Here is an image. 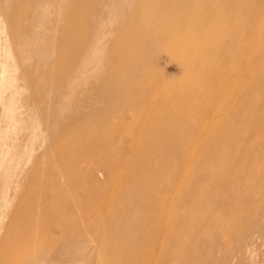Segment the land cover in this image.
Wrapping results in <instances>:
<instances>
[{"label":"rangeland","instance_id":"374dc122","mask_svg":"<svg viewBox=\"0 0 264 264\" xmlns=\"http://www.w3.org/2000/svg\"><path fill=\"white\" fill-rule=\"evenodd\" d=\"M41 1L19 0L15 19L20 30L14 42L10 39L11 54L0 56L10 61L5 70L0 67V139L9 140L0 142L8 158L0 159V264H264V82L244 73L264 67V0H249L250 17L259 9L262 25L254 37L247 31L245 59L241 55L230 68L195 71L199 60L183 58L187 43L178 39L186 27L174 24L162 33L154 22L161 16H152V22L140 15L142 0H88L78 11L69 10L89 33L80 51L67 55L57 50L52 56L41 39L36 40L38 51L23 47L34 42L32 21ZM43 13L55 24V15L64 11L56 3ZM134 23L145 32L126 48L117 35ZM59 35L52 34L58 47ZM232 36L241 37L242 30ZM210 48L222 54L235 51L221 41H213ZM57 59L64 61L62 68L54 65ZM255 83L260 101L253 112L248 110L252 105L243 106L239 99ZM180 94L182 101L177 99ZM241 112L250 125L238 134L217 129L202 135L199 126L185 128L188 121L201 123L207 116L216 125L230 118L236 124ZM179 124L183 129L177 132ZM96 125L98 133L89 135L81 128ZM141 161H149L158 177H144L148 187L161 180L172 184L171 175L181 169L177 181L183 185L175 181L166 195L167 209L172 210L169 231L164 218L149 220L142 238L129 247L130 255L109 262L104 253L114 250L98 234L105 231L103 219L111 210L100 198L109 202L121 193L129 195L119 186L139 179L129 169ZM57 184L64 188L53 195H65L61 208L70 213V221L52 227L32 222L28 202H42L48 186ZM16 187L21 188L9 198L6 192ZM141 197L152 206L163 194L145 191ZM236 200L253 210L249 218L243 206L233 207ZM18 201L26 208H8ZM37 208L39 216L44 209Z\"/></svg>","mask_w":264,"mask_h":264},{"label":"bare ground","instance_id":"6f19581e","mask_svg":"<svg viewBox=\"0 0 264 264\" xmlns=\"http://www.w3.org/2000/svg\"><path fill=\"white\" fill-rule=\"evenodd\" d=\"M87 2L88 0H43L41 1L40 4L37 5V12L32 21L33 29H32L31 35H32V38L34 39V42L26 46L20 40L18 41V44L21 47L24 45L23 47L31 48L35 51H38L40 50L41 45L38 42H36V40L41 39L44 42V44L42 45V47H44L43 49L51 53L52 56L56 54L57 50H59L60 53H66L67 55H69L73 51H77V50L80 51L82 47V42L84 39L86 40L87 35H89V33L87 34L86 29L84 25H82V23L80 22L78 23L74 21L72 17H70V14H69L70 12L68 11L71 10L73 12H76L79 9L85 7ZM56 3L60 5L64 13L63 15L61 16L59 15L57 17L55 15L56 20L54 24L52 22V19L54 18L52 19L49 18L43 12H44V9L50 10L52 8H55ZM252 7L253 6L249 0H142V4H139V11H140L141 16H143L144 18L147 17L148 18L147 20H150L152 22H153L152 16L153 17L155 15L161 16V21L159 22L154 21V22L158 25L162 33L165 30L170 31L171 28L174 27V24L180 25L182 27L183 26L186 27L185 31L177 33L178 39L181 41H185L187 43V46L185 50L183 51V55H182L183 58L192 56V57H196L197 60H199V63L193 68L195 71V69L196 70L200 68L206 69L208 67L213 68L214 66H217V65L230 68L236 63V61H238V59H240L241 55H243L245 59V49L247 48V45L249 44V41H250L247 38L248 37L247 31L250 30V34H253V37H254V35L258 32L260 26L262 25V21H259L257 19V17L261 14V11L259 9H256L253 12L254 15L252 16V18L250 17L249 11ZM12 8L13 10H11ZM190 8H195L197 12L195 14L188 13V10ZM19 10H20L19 0H3L2 1V4L0 6V56L2 52L7 53L8 55L11 54L13 46H12L10 39L13 40V38H15V35L18 34V31L20 30L19 29L20 22L19 20L15 19V14ZM239 18H243L244 21H241V19L239 20ZM58 22L61 23L60 29L56 28V23ZM12 23L14 24L13 28L10 27V24ZM5 25L9 26V29L7 30V32L5 29ZM262 27H263L262 29H264L263 25ZM239 30H242V36L233 37L232 34L237 31L239 32ZM57 32H59L61 35L60 47H58V44H56L54 41L52 42V34L53 33L57 34ZM144 32L145 31H143V28L140 25L134 23L130 29L122 30L119 33V35H117V37L120 42H123L126 48L128 47L130 48L131 45L138 43L137 41L138 36ZM24 35H25V31H24ZM213 41H221L223 42L224 45L229 47L230 50L235 49V51H233V53H230V54H226V53L222 54L221 51L213 50L210 48V44ZM135 47L137 48V45ZM262 51L264 52V45H262ZM45 61L47 64L50 63L49 59H46ZM63 62H64L63 60L57 59V60H54V65L58 68L59 67L62 68V66L64 65ZM132 62L137 63L136 60ZM148 62L149 61H147V66L149 65ZM9 63H10L9 57L0 59V67L4 70L5 68H8ZM244 73L246 77L255 78L257 76L260 79L258 78H255V79H257L260 82L262 81L264 82V67H261L258 71H255V70L251 71L247 69L245 70ZM120 77L122 78V76ZM257 87H259V83H255L254 86L249 88V90H243L244 94H246L247 96L245 97L244 95H242L239 99L240 104L243 106H245V104L252 105L251 108L248 110H252L253 112H256V110L258 109V107L256 106L260 101L258 100V96H257L258 95L257 90L259 89V88L256 89ZM177 99L182 101L184 99V96L180 94L177 96ZM123 107H124V104H123ZM177 110L178 109H174L173 111L175 113H178ZM240 118L241 119H239L238 120L239 122L237 121L238 123L236 124H233L232 119L230 118L223 125H216L214 124V122L213 123L211 122L210 116H207L205 117V120L202 121L201 123L196 122L195 120L194 121L190 120L187 123H185L186 125L185 124L184 125H185V128L191 127V126L194 128H197L196 126H199L198 129L202 135L205 132L209 133L210 131H215L217 129L219 131L221 130V131L226 132L228 135H232L233 133H236V134L240 133L241 131H243V129H245L246 127H248V125H250L249 123L250 121L248 120L245 112H241ZM8 127H11V126H8ZM8 127L6 126V128ZM176 127H178L176 129L177 132L181 128L183 129V127H180V124L176 125ZM81 128L83 132H86V134L89 135L92 132L98 133L100 127L96 125L95 127H92V128H89L86 126H83ZM0 142L1 144H9V140L7 141V139L6 140L0 139ZM141 146L143 148L144 145H141ZM141 146H139L140 148H138L137 150L142 149ZM159 152H161L160 149L157 153ZM92 153H93V156L95 157L96 152L92 151ZM206 156H207L206 157L207 159L211 158L210 155H206ZM192 158L193 156L190 159ZM0 159L4 162L6 159H8L6 152L4 150H0ZM167 159L169 160V158ZM129 171L135 174L136 176L138 175L139 177V179L135 180L134 182H131L130 184L125 185V187L122 185L119 186L121 189L124 188L128 190V192H130L128 193L129 195H124V194L122 195L121 193L120 195H118L117 199L113 198L109 202L105 201L103 198H100L102 199L101 205L103 207L107 205L109 209L111 210V213L103 219V226L105 228V231L98 234V235H101L102 240L107 245V247H111L114 250V253L112 255H107L106 253H104L105 260L109 262L111 261L116 262L119 259L120 261H122L123 258H126L130 255L129 247L132 246L133 243H136L142 238L141 237L142 233L147 228L146 224L149 220L157 219V218H160V219L164 218L163 219L164 225L165 226L167 225L166 232L169 231L168 221H169V218H171V216L169 217V215L170 214L172 215V210L167 209L168 199H166V195L167 193L170 192V190H173L175 186L177 185L175 181H177V178L179 179L181 169H179V172H175L171 175L172 184L170 185L165 184L164 181L161 180V182L159 181L156 184L152 183V185L149 187L146 186V183H144L143 181L144 177L150 178V179L154 178L155 179L154 181L158 179L155 173V169L149 161L147 162L141 161L139 163H135L134 165L131 166ZM19 175H20V171L17 170V172H15L13 177L18 178ZM157 175L160 176L159 174ZM177 182L179 183L178 186L181 187L183 185V181H177ZM45 184L46 183H44V181L41 182L40 188L42 189V187H44ZM20 188L21 187L17 189L16 187V189L15 188L11 189L9 192L8 191L6 192L7 193L6 195H8L9 198H13L17 194L16 192L20 190ZM63 188L64 186H61L58 184L57 186L55 185L54 189L52 188V186H48L46 196L42 202H37L36 200L28 202L26 207L29 208L32 211V213H34L33 216L31 217L32 222L36 221L38 222V224H40V226L46 224L47 227H52V225L55 224L56 222L62 224V223H66L70 221V218H71L70 213H67L64 208H61L62 197H64L65 195L64 194L63 196L58 195L56 197H54L53 195L55 191L58 192L60 189H63ZM145 191H148L153 194L160 193V194H163V197L154 200L151 206V204L149 203H144V199H142L141 197V195L144 194ZM174 192L175 193L177 192L178 194V191H174ZM11 204H12V207L7 206L11 210H13L16 207H18V210L22 208L24 209L26 208L25 206H23L24 203L20 201L11 202ZM38 205L43 206V209H44L41 215L39 216L37 215L38 211H36L38 210V208L36 209ZM240 205L241 207L242 206L244 207V204H241L240 202H238V200L234 201L233 203V207L235 206L236 208L239 207ZM137 207H139L141 210L137 211L136 209ZM244 210H245V212L243 213L244 216L246 218H249L253 210L250 211V208H248V205L247 206L245 205ZM177 218H178L177 215L174 216V221H176ZM106 228H108V230H106ZM131 229H134V230L132 231ZM170 232L172 234V238L176 239L174 237H176L177 235V228L171 229ZM24 246L26 247L27 243L21 245V247H24ZM161 251L163 253L164 250H161ZM234 260L236 259H233V261ZM32 262L34 263L35 260H33Z\"/></svg>","mask_w":264,"mask_h":264}]
</instances>
